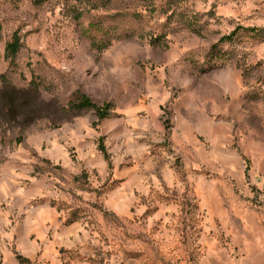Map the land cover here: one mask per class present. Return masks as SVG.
Here are the masks:
<instances>
[{
    "label": "rangeland",
    "instance_id": "obj_1",
    "mask_svg": "<svg viewBox=\"0 0 264 264\" xmlns=\"http://www.w3.org/2000/svg\"><path fill=\"white\" fill-rule=\"evenodd\" d=\"M0 264H264V0H0Z\"/></svg>",
    "mask_w": 264,
    "mask_h": 264
},
{
    "label": "trees",
    "instance_id": "obj_2",
    "mask_svg": "<svg viewBox=\"0 0 264 264\" xmlns=\"http://www.w3.org/2000/svg\"><path fill=\"white\" fill-rule=\"evenodd\" d=\"M42 3V2H41ZM255 31V30H254ZM237 33H234L230 37L224 38V41L232 40ZM23 47L22 39L19 33H16L13 37V41L8 44L6 48V57L15 61L20 54ZM113 105L106 104L104 106L97 105L94 101L86 96L80 94L76 100L70 103L69 107L64 111L70 115H80L83 111H94L99 118V121L108 119L111 116ZM21 262H25L24 258L20 257Z\"/></svg>",
    "mask_w": 264,
    "mask_h": 264
}]
</instances>
